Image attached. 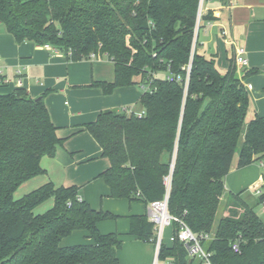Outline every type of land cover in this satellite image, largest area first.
I'll list each match as a JSON object with an SVG mask.
<instances>
[{"label": "trees", "instance_id": "obj_1", "mask_svg": "<svg viewBox=\"0 0 264 264\" xmlns=\"http://www.w3.org/2000/svg\"><path fill=\"white\" fill-rule=\"evenodd\" d=\"M198 3L0 0V23L16 43L48 45L72 61L90 53L107 57L114 64V81L92 84L104 95L152 79L150 91L138 101L142 116L105 110L82 126L108 161L98 177L109 197L146 206L160 201L168 188L169 215L193 234L210 236L202 246L212 253V264H264L263 222L239 194L224 187L236 153L238 169L264 160V118L246 121L249 96L232 59L221 74L213 57L193 49ZM201 20H213L212 13ZM189 61L186 87L160 76L168 72L184 80ZM63 142L40 98L32 99L22 88L0 94V264H118L119 235L97 229L116 216L92 209L75 187L47 182L14 199L23 183L46 174L41 159L52 158ZM49 199L52 207L34 215ZM263 203L264 169L256 205ZM221 210L223 217L216 221ZM128 219L129 235L154 244L146 215ZM170 228L176 235L180 224L172 222ZM75 231L87 232L91 243L61 246ZM235 243L237 253L231 249ZM158 258L201 264L177 239L162 243Z\"/></svg>", "mask_w": 264, "mask_h": 264}, {"label": "crops", "instance_id": "obj_2", "mask_svg": "<svg viewBox=\"0 0 264 264\" xmlns=\"http://www.w3.org/2000/svg\"><path fill=\"white\" fill-rule=\"evenodd\" d=\"M206 9L212 13L213 20L210 26L202 23L199 54L213 57L217 69L223 74L230 66V59L233 60L232 43L242 46L248 67L237 71V76L244 86H252L247 91L249 118L254 115L264 118V0H209ZM198 42L199 32L195 51ZM16 71L21 72L20 86L16 84ZM0 76L4 81L0 84V94L22 88L32 99L40 98L56 127L58 138L64 140L52 158L41 159L40 166L46 174L23 183L14 197L21 190L24 193L33 191L47 182H52L55 187H75L79 197L92 209L116 216L114 220L98 223L97 229L101 234L119 235L122 245L116 253L118 264H151L154 245L129 235L128 217L146 215V206L109 197L106 184L98 177L108 168V161L101 157L100 147L92 136L82 130V126L93 122L101 111L133 109L141 96L137 85L119 87L104 95L92 84L114 81V64L107 57L72 61L56 49L49 50L29 41L16 43L2 23ZM263 169L264 160L240 169L236 168V161L232 162L224 179L225 191L242 198L245 191L257 186V194L261 190ZM168 229L167 242H163L167 246L171 245L169 237L172 232L171 228ZM89 243L91 239L87 232L75 231L62 240L61 246Z\"/></svg>", "mask_w": 264, "mask_h": 264}, {"label": "built area", "instance_id": "obj_3", "mask_svg": "<svg viewBox=\"0 0 264 264\" xmlns=\"http://www.w3.org/2000/svg\"><path fill=\"white\" fill-rule=\"evenodd\" d=\"M207 1L209 0H199V3H198L195 26L193 29V32H194L193 49L194 50H195V44H196V38H197L198 32L200 28L202 27L201 18L203 15L207 13V9H206ZM205 24L207 26H210L212 23L211 21H207L205 22ZM221 33L222 35L225 36L224 31H222ZM232 45H234L233 63H234V66L236 67V70L243 71L244 69H247L248 59L246 57L245 49L242 46L235 45V43H232ZM43 47L49 50H55L54 48L48 45H45ZM98 57L100 56H98L96 53H90L88 55L89 59H96ZM190 69H191V62L189 61L188 64L185 67H183L184 75H185L184 80L181 75L174 76L168 72H166L167 76H165L164 78L170 82H173V81L182 82L184 83V87H186L188 83V79H189ZM20 75H21L20 71L15 72L16 84L18 86L21 85ZM151 75L153 76L154 74H151ZM151 81L152 79L139 82L137 86L138 88L142 89V92L150 91L149 82ZM3 83L4 81L2 80L0 76V84H3ZM245 89L247 91L251 90L252 86L246 85ZM120 112L126 113L128 115L133 114V113L138 116L143 115V112H135L131 108L120 109ZM169 181H170L169 178H165L164 182L166 186L169 184ZM257 194H259V192H257ZM167 202H168V188L166 190L164 197L160 201L151 202L146 205V217H147L148 222L153 225V232H154V244H153L154 245V256H153V260L151 264H173L171 260H166L164 262H161L158 258L160 246L163 243L164 231L167 227L168 228L171 227L172 222H178L180 224V229L176 233V235L171 233L169 237V241L172 243L175 239H177L179 242H181L184 248L186 249L187 255L190 259L193 258V259L199 260L201 264H212L210 260L212 253L206 251L202 246V243L206 242L210 238V236L207 234L195 235L179 219L170 216L167 211ZM231 249L235 253L238 252V246L236 245V243L231 246Z\"/></svg>", "mask_w": 264, "mask_h": 264}, {"label": "rangeland", "instance_id": "obj_4", "mask_svg": "<svg viewBox=\"0 0 264 264\" xmlns=\"http://www.w3.org/2000/svg\"><path fill=\"white\" fill-rule=\"evenodd\" d=\"M202 28L200 29L199 31V42L197 44V48H196V51L199 53L200 51V46H199V43L201 41V37H202ZM223 72V71H222ZM156 76H159V73L156 74ZM160 76H162L163 78L165 76H167V73H163L161 74ZM138 87V86H137ZM139 91L142 93V89L138 88ZM133 108V111L135 112H138L140 110V106H139V103H136L132 106ZM117 112H120V110H116ZM249 116L250 114L248 113L247 115V120H249ZM237 157H238V154L236 153L234 155V158H233V162L236 161L237 162ZM256 189L259 190V188L256 186L254 187L253 189H248L247 191L244 192L243 196H242V199L245 201V203L249 206V207H253L254 208V211L255 213L257 214V216L260 218V220L263 222L264 224V203L263 204H259L256 206L257 204V201H258V195L255 193ZM29 192H31V190L27 191L26 193H24V191H19L14 199H19L21 198L22 196L28 194ZM113 199V198H111ZM114 200H118V201H125V199H114ZM133 203V202H132ZM135 203V202H134ZM53 205V199H49L47 200L46 202H44L43 204H41L37 210H34L33 213L34 215H40L44 212H46L47 210H49V208H51ZM226 212V210H224ZM222 214V210L218 212L217 216H216V221L219 220L221 217H223ZM224 214V212H223ZM170 231V229H168V227L166 228V230L164 231V235H163V242L166 243L167 242V239L168 237H166V235H168V232ZM170 234V233H169ZM65 242H63V245H64Z\"/></svg>", "mask_w": 264, "mask_h": 264}]
</instances>
